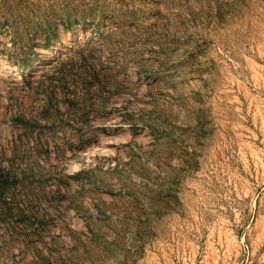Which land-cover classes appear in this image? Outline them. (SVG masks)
Listing matches in <instances>:
<instances>
[{"label":"rangeland","instance_id":"rangeland-1","mask_svg":"<svg viewBox=\"0 0 264 264\" xmlns=\"http://www.w3.org/2000/svg\"><path fill=\"white\" fill-rule=\"evenodd\" d=\"M0 59V264H264V0H0Z\"/></svg>","mask_w":264,"mask_h":264},{"label":"trees","instance_id":"trees-1","mask_svg":"<svg viewBox=\"0 0 264 264\" xmlns=\"http://www.w3.org/2000/svg\"><path fill=\"white\" fill-rule=\"evenodd\" d=\"M83 60L86 61L87 59H83ZM59 63L58 64L60 67L57 68H60V71L63 72V75L65 74V72H68V74H72L76 68L83 70L85 73L87 72L88 69L86 64H81V65L76 64L77 62L75 61V57L71 55L68 57V61L60 60ZM59 81L62 83L65 82L64 78H60ZM3 176L4 178H2ZM9 177H10L9 174L3 175L2 169L0 168V201L4 192L8 189L9 179H10Z\"/></svg>","mask_w":264,"mask_h":264},{"label":"bare ground","instance_id":"bare-ground-1","mask_svg":"<svg viewBox=\"0 0 264 264\" xmlns=\"http://www.w3.org/2000/svg\"><path fill=\"white\" fill-rule=\"evenodd\" d=\"M75 36H76L75 34H70L69 39L74 38ZM0 67L7 69L8 71L11 70V72L14 71L16 68V67L15 68L11 67L5 60L2 59H0Z\"/></svg>","mask_w":264,"mask_h":264}]
</instances>
